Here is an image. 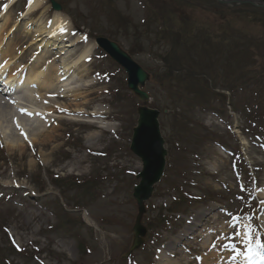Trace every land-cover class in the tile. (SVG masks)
Instances as JSON below:
<instances>
[{"label": "rangeland", "instance_id": "1", "mask_svg": "<svg viewBox=\"0 0 264 264\" xmlns=\"http://www.w3.org/2000/svg\"><path fill=\"white\" fill-rule=\"evenodd\" d=\"M59 1L73 26H84L92 37L116 42L126 52L141 49V53L130 56L149 74L148 83L152 84L151 71L158 74L160 82L167 81L163 78L165 69L161 58L168 49L163 42L152 40V33L155 25L161 29L162 21L165 23L162 27L171 23L173 30L182 26L180 13L174 10L179 1L191 7L188 15L191 22L198 24L197 28H206L216 35L211 37L208 47L228 29L254 36L261 33L258 27L246 25L235 9L221 13V7L213 0H172L149 12H144L142 0ZM25 6L26 3H21L6 9V5H0V24L7 18L9 28L12 30L15 26L8 40L2 42L4 50L8 48L6 45L16 44L20 53L23 48L19 45L23 46V41L29 39H24V31L33 35L42 23L50 22L54 13L49 0H45L46 12L39 10L21 19ZM247 11L242 13L244 17L251 15ZM130 21L132 27L127 23ZM25 22L29 23L27 30ZM136 31L143 36L149 34L152 41L139 38ZM73 33L71 40L77 35L74 29ZM42 46L43 41L29 48L25 56L30 58L37 51L43 61L47 58L50 61L54 51L44 48L40 52ZM85 46L81 42L70 50L79 53ZM98 51L94 48L90 59L81 64L84 77L76 76L70 81L78 90L77 97L55 104L60 108L67 104L72 107L50 116L58 121L54 142L35 144L28 131V139L23 136V145L27 146L24 150L18 147L10 152L0 142L3 145L0 147V264H124L123 257L132 245V227L138 214L132 186L137 183L135 176L141 170L140 161L128 152V147L137 108L143 103L126 88L124 72L110 59L96 56ZM253 51L257 61L254 68L264 74V68H259L261 64L264 67L261 53ZM37 65L44 67L38 62L29 67ZM50 66L45 68L48 75ZM215 74L220 78L209 80L212 91L200 105H192L190 95L180 105L171 101L169 94L175 92L172 81L164 85L156 83V95L150 94L152 98L145 104L152 108L156 102L161 112L159 125L167 156L164 175L146 203L148 209L142 224L147 229L150 225L162 228L157 208L163 209L161 215H167L165 210L175 207L170 206L175 198L185 212L169 214L171 223L158 231L157 240L146 242L148 245L143 250L133 251L134 263L157 264L154 255L163 254L161 244L165 243L171 244L165 252L173 256L169 257L172 260L180 259L178 264H201L202 258L215 252L224 255L227 237H244L245 226L249 224L259 229L253 235L264 240V204H260L264 200V191H261L264 189V119L251 120L254 110L251 105L241 112L246 100L254 103L256 95L252 96L250 90L243 94L242 88L234 94L221 89L224 81L219 66ZM115 92L120 95L118 100ZM48 104L52 105L43 102L45 106ZM164 108L169 111L167 115H162ZM255 110L257 113L258 108ZM36 111L40 115L45 113L42 105ZM94 111L100 113L95 119L89 115ZM26 120L30 118L19 117L20 123ZM69 176H77L72 180L79 184L87 182L75 187L66 179ZM51 177H57L59 182H53ZM185 194L190 201L184 200ZM204 211L192 226V218ZM234 222L243 226L244 231H230ZM193 227L197 231L191 235L187 228L194 230ZM3 229H7V236ZM8 239L22 253L13 251ZM173 241H176L174 246ZM254 244L255 241L253 247ZM239 250L246 251V247ZM181 251L186 252V257ZM148 256L152 257V263L146 260Z\"/></svg>", "mask_w": 264, "mask_h": 264}, {"label": "bare ground", "instance_id": "2", "mask_svg": "<svg viewBox=\"0 0 264 264\" xmlns=\"http://www.w3.org/2000/svg\"><path fill=\"white\" fill-rule=\"evenodd\" d=\"M44 2L45 0H31L23 17L25 18L31 16L39 10H43L42 13L46 12L43 6ZM7 21L8 19L5 18L4 22L0 24V74L4 75L5 72L8 71L9 75L5 80V83L10 87L11 91L16 86L23 87L22 90L18 93H14L12 91L16 97L22 100L23 103H19L18 101L14 100L15 103L13 104L10 102L13 100L11 99V96H9V94L0 92V142H4L5 147L10 152H12L18 147L20 149L22 148L23 150L24 148H27L26 145H23L25 144V139L21 134L22 132L25 133L26 131H28L27 133L31 135L30 140L35 144H49L56 140L57 136L55 135V132L57 131V128L55 126L56 124H58V121L44 115H36L35 111L38 109V106L41 107V105L43 109L48 113H61L62 111L67 112L71 109V104H67L63 108L57 107L55 106V104L59 103V101H65V99H67L68 97H75L77 95L78 90L76 89V87H69V82L76 76L77 78L84 77V75L82 74L83 70L81 68V64L90 58L92 49L94 48V43L86 40L84 36H76L72 40L71 44H67L69 42V39H71V25L64 14L54 11L50 22L45 21L44 23H42L43 26L37 28L36 31L33 32V35L30 34L31 32L24 31V39H29L23 41V50L20 53H18L19 51L16 47V44L12 47L11 45H6V47L8 48L4 50L2 42L4 41V39L8 40L9 36L15 29L14 26L11 30ZM26 23L28 22H25V24ZM28 27L29 23L26 24L25 30H27ZM60 28H66L67 33L62 34L60 32ZM41 41H43V46L41 47L42 51L44 48L47 49L50 46H54L55 51H57L58 49L57 52L52 53L51 60L48 61L49 58H47L43 61L41 56L39 57L38 52H36V55L34 54L35 56L32 55V58L34 57V59L31 62L42 63L44 64V67L39 66L40 64L33 67H29L31 64L28 67L21 65L24 63L26 65L27 61L29 60L28 56H25V52L27 53L29 48L34 47ZM83 41L85 42L86 46L79 53L78 51L76 52L75 50H70L71 47L75 49L76 46ZM20 46L21 45H19V47ZM51 64L53 66H50ZM59 64H61L62 66L58 68L54 67ZM48 66L51 67V69L49 70V75L48 73H45V71H48L47 69H45ZM24 76L25 78H23ZM59 82L62 83V86L66 87L64 92H67V96L57 95L55 96V98H52L51 96L49 97V94L47 93H53L55 91L54 88L58 89L57 84ZM45 101L50 102L52 105H43V102ZM21 109H25L26 113H31V115L22 113L23 116L29 117L30 121L33 118L34 120L31 125L24 124V121H22V123H19V120H17L20 127L19 128L17 127V122L14 120L16 119V117L14 118L12 110H15L17 112L21 111ZM51 110L53 111L51 112ZM75 113L82 114L76 111ZM99 114L100 113L98 111H94L89 115L95 118L98 117ZM14 130H16L18 133H14ZM30 162L33 161L30 160ZM204 213L205 211L192 218L190 224L193 226L194 222H197V220H199ZM187 231H190L191 235H193L197 230H195V228L194 230H189L187 228ZM243 239H245V237H243ZM239 240H241V238H239ZM241 242H244V240H242ZM174 244H176V241H173L172 246H174ZM228 245L229 246L226 247L230 250L228 254H225L223 257H221L220 253L217 254L215 252L205 258H202L203 262H201V264H210L211 261L218 262L212 264H231L232 262H236L238 264L242 263L243 259L240 256H236L234 260L230 259L229 257L230 255L235 254L232 247H241L243 245H241V243H239L237 239L230 240L228 242ZM169 247H171V244H166L163 246L162 250L165 248L166 251H168ZM181 252L183 255L186 253L184 251ZM169 257L173 256L169 254L167 255L166 253L165 257L160 259L162 264H178L180 261V259L172 260V258ZM184 257L186 256L184 255Z\"/></svg>", "mask_w": 264, "mask_h": 264}, {"label": "trees", "instance_id": "3", "mask_svg": "<svg viewBox=\"0 0 264 264\" xmlns=\"http://www.w3.org/2000/svg\"><path fill=\"white\" fill-rule=\"evenodd\" d=\"M168 1L172 2V0H158L156 6L153 5L149 10L158 9L159 5L161 7L166 6ZM60 5L63 9V4L61 3ZM190 8L185 3L177 2L174 10L180 13L181 17L179 19L183 23L182 26L179 29L173 30L172 27L174 26L171 23H167L168 25L162 27L165 24L162 21L161 29L158 25H155L152 33L154 34L152 40L158 43L163 42L168 46V49L164 52V56L161 58L165 69L163 78L167 80L165 83L170 81L175 83V92L169 94L168 98L171 101H176L178 105L182 104L184 99L188 98L189 95L191 96L190 103L192 105H200L206 102V99L209 98L208 92L212 91L213 88L209 86V80L215 78L212 81H216L217 78H220L219 75L215 74V72L217 73V66H219L221 69V79L224 81H221L223 83L221 87L231 91L233 94L241 88L243 89V94L250 90L253 94L252 96H257V99L254 101L259 112L257 119H264V74L262 71H257L254 68L257 61L256 53L253 51L256 49L260 52V57L264 61V30L261 35L254 36L235 28L228 29L227 32L224 31L219 35L213 45L208 47L207 44L211 37H216V35L209 32L206 28H197L198 24L191 22V18L188 15ZM246 8L250 10L251 15L244 17L242 13H249ZM234 12L240 14V18L251 28L262 27L264 29V11L247 6ZM136 33L139 38L152 41L149 34L143 36L137 31ZM140 51L141 49H131L128 52L129 54H139L141 53ZM259 68H264L263 64L259 65ZM151 74L154 84H148V91L156 95L154 90L155 84L164 85L165 83L159 81V76L154 71H151ZM114 96L115 100L120 98V95L116 94V92ZM247 104L248 101L246 100V105L244 104L245 108ZM152 107L158 109L157 103L155 102ZM245 108L240 109L244 111ZM178 124L185 127V124L180 121H178ZM68 180L75 187L86 184H79L72 179ZM52 181L59 182L56 179H52ZM152 227L153 225H150L149 228L151 229ZM154 227H158V225Z\"/></svg>", "mask_w": 264, "mask_h": 264}, {"label": "water", "instance_id": "4", "mask_svg": "<svg viewBox=\"0 0 264 264\" xmlns=\"http://www.w3.org/2000/svg\"><path fill=\"white\" fill-rule=\"evenodd\" d=\"M220 5L237 6L252 5L264 9V4H256L251 0H215ZM54 9L59 6L52 3ZM96 43L108 56L122 67L127 74V88L137 95L140 100L147 101L148 95L139 89L144 87L148 80V75L138 66L125 52L115 43L103 38L97 39ZM137 125L132 131L130 151L140 158L143 169L137 178L139 184L134 188L133 198L138 206L139 214L133 227L134 242L131 250L138 248L142 244V237L146 230L140 224V219L144 213L143 202L148 200L152 193V186L157 183L162 175L164 157L166 151L163 149V139L161 138L157 118L159 112L147 107H140L137 111Z\"/></svg>", "mask_w": 264, "mask_h": 264}, {"label": "snow or ice", "instance_id": "5", "mask_svg": "<svg viewBox=\"0 0 264 264\" xmlns=\"http://www.w3.org/2000/svg\"><path fill=\"white\" fill-rule=\"evenodd\" d=\"M60 32L62 34L67 33L66 28H60ZM75 35V33H73ZM6 63V62H5ZM54 93L49 92V96H53ZM38 98V97H37ZM11 103H15V101H10ZM47 103V101H45ZM21 112L24 114L31 115V113H26L25 109H21ZM17 127H19V124L17 122ZM25 139L27 140V134L21 133ZM0 147H3L2 144H0ZM261 191H264V189H261ZM260 204H264V200L260 201ZM259 229L251 224L245 226L244 231V243L246 245V251H241L238 249H233L234 255H230V259H235L236 256L242 255L244 259L247 261V264H264V240L257 238L253 235L254 232L258 231ZM233 231H235V227L233 228ZM239 235V233H237ZM253 241H255L254 247H253Z\"/></svg>", "mask_w": 264, "mask_h": 264}]
</instances>
